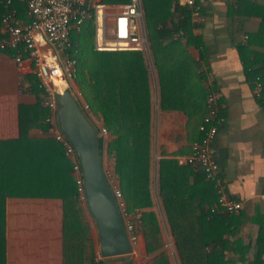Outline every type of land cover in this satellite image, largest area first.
Instances as JSON below:
<instances>
[{
	"label": "trees",
	"instance_id": "16d2710c",
	"mask_svg": "<svg viewBox=\"0 0 264 264\" xmlns=\"http://www.w3.org/2000/svg\"><path fill=\"white\" fill-rule=\"evenodd\" d=\"M4 1L0 0V38L3 36L1 15L5 10ZM129 1L102 0L110 5H123ZM141 1L148 49L157 75L159 107L180 109L189 117L198 114L200 124L206 113V87L203 83L206 75L201 70L205 55L201 53L198 61L188 50L190 45L202 46L199 38L192 34L195 24L191 10L178 4L177 0ZM12 2L18 15L25 19V3L22 0ZM240 3L264 4L251 0H241ZM258 8L262 16L258 31L264 33V5ZM178 32L180 37H174ZM70 36L75 43L78 63L75 84L92 114L101 119L109 132L107 154L113 159V174L126 209L129 212L142 210L141 230L146 251H158L143 264H170L158 213L154 209L151 185L152 104L144 51L95 49L91 20H86L80 30L72 31ZM249 40L238 45L240 54L241 51H249ZM244 62L253 64L247 60ZM56 84L59 86L58 82ZM35 88L37 101L27 108V112L20 110L18 138L0 140V264L4 263V205L5 198L9 196L60 198L63 213L62 264H84L87 227L81 218L71 162L63 145L48 135L45 110L39 104L41 89L38 82ZM31 127L39 128L43 135H29ZM200 137L201 133L196 139ZM99 144L102 154L101 138ZM156 164L157 196L181 264H228L224 258L226 249L233 246L232 250H248L241 242L228 238L244 222L242 208L233 214L210 211L217 192L199 167L179 164L175 158L167 157L163 149L158 153ZM259 224L254 255L257 261L254 264H262L259 258L264 253V222Z\"/></svg>",
	"mask_w": 264,
	"mask_h": 264
},
{
	"label": "crops",
	"instance_id": "0c3cea01",
	"mask_svg": "<svg viewBox=\"0 0 264 264\" xmlns=\"http://www.w3.org/2000/svg\"><path fill=\"white\" fill-rule=\"evenodd\" d=\"M183 1L177 0L180 5ZM251 1L264 3V0ZM261 5L264 4L240 3L236 6L233 0H206L201 6L200 16H191L195 24L192 34L199 38L202 46L190 45L188 50L198 61L200 54L204 53L205 64H202L201 70L206 76L203 83L211 82L219 94V111L224 117L213 141L219 181L227 196L242 203L244 222L228 238L241 242L248 250H232L233 246L226 249L224 258L228 264H254L257 261L254 255L259 223L264 222V93L261 92L260 97L255 94L257 81L261 82L262 88L264 86V33L258 31L262 23L258 8ZM248 40L249 51H241L240 54L238 45L246 44ZM143 51L151 87L152 154H158L163 149L167 157H173L178 162L179 157L189 153L191 142L200 134L198 125L201 119L198 114L189 117L180 109L159 107L156 71L149 51ZM244 60L253 64H246ZM29 67L27 61L18 64L11 53L0 50V140L18 138L22 109L27 112V108L37 101L35 83L38 81ZM63 86L59 82L58 87ZM28 133L33 137L43 135L35 127H31ZM104 153L108 155L106 145H103L101 154L103 166ZM108 162L110 166L113 163ZM153 193L154 209L164 233V248L170 264H181L157 190ZM79 205L81 218L87 227L84 264H92L93 254L99 250L97 228L90 213L83 208L84 203L79 202ZM160 216H163L164 225ZM62 237L60 198H5L3 264H62ZM169 241L172 247H169ZM157 252L146 251L144 234L140 230L135 252L106 257V261L108 264H119L133 260L143 264ZM259 261L264 264V253Z\"/></svg>",
	"mask_w": 264,
	"mask_h": 264
},
{
	"label": "built area",
	"instance_id": "2783aa9c",
	"mask_svg": "<svg viewBox=\"0 0 264 264\" xmlns=\"http://www.w3.org/2000/svg\"><path fill=\"white\" fill-rule=\"evenodd\" d=\"M25 3V19L18 15L12 0H5V10L1 15L0 50L12 52L18 64L27 61L29 69L41 89L40 107L45 110L44 122L50 136L64 147V153L71 162V173L77 186L79 202L85 204L84 179L78 155L74 146L62 133L58 122V90L56 82H62L82 112L97 130L103 145L109 140V132L95 118L89 105L75 84L77 76V58L75 43L71 32L80 30L86 20L94 26L95 49H142L148 50V40L141 0H130L123 5L105 4L102 0H22ZM206 0H184L191 10V16L199 17L201 6ZM241 0H233L236 6ZM180 32L174 37H180ZM207 79V77H206ZM206 83V113L198 126L201 137L191 142L188 154L179 157L178 162L199 167L205 179L211 181L217 192L216 201L210 211L227 214L238 213L242 203L230 198L224 192L219 181V166L215 158L213 141L218 126L224 117L219 111V94L211 82ZM262 84L256 82L255 94L261 96ZM157 161L158 154L154 153ZM104 176L114 196L128 240L135 252L138 232L142 229V210L129 212L126 209L122 193L116 184L112 170L103 167ZM172 247V242H168ZM92 264H108L100 250L93 254ZM119 264H139L133 260Z\"/></svg>",
	"mask_w": 264,
	"mask_h": 264
},
{
	"label": "water",
	"instance_id": "95a60500",
	"mask_svg": "<svg viewBox=\"0 0 264 264\" xmlns=\"http://www.w3.org/2000/svg\"><path fill=\"white\" fill-rule=\"evenodd\" d=\"M58 122L75 148L84 179L85 203L97 228L104 257L130 254L128 240L114 196L104 176L97 130L68 91L58 96Z\"/></svg>",
	"mask_w": 264,
	"mask_h": 264
},
{
	"label": "rangeland",
	"instance_id": "374dc122",
	"mask_svg": "<svg viewBox=\"0 0 264 264\" xmlns=\"http://www.w3.org/2000/svg\"><path fill=\"white\" fill-rule=\"evenodd\" d=\"M57 86V85H56ZM65 88H59L58 87V90H60V91H62L63 89H66V86H64ZM97 117V116H96ZM99 119V121H100V123L102 124V121H101V119L100 118H98ZM103 125V124H102ZM105 158H104V166L103 167H105V168H108L109 170L111 169L112 170V172H113V169H112V165H113V163H112V165L110 166V164H109V162H108V160H110V161H113V159H112V157H110V156H106V153H104V155H103ZM151 185H152V189H153V191L155 192V190H156V185H157V164H156V159H155V156L153 155V158H152V169H151ZM83 208H85V209H87V211L89 212V210H88V208H87V206H86V203L83 205ZM86 211V210H85ZM161 217V223H162V225H164V220H163V216H160ZM163 235H164V233H163ZM166 236V235H165Z\"/></svg>",
	"mask_w": 264,
	"mask_h": 264
},
{
	"label": "bare ground",
	"instance_id": "6f19581e",
	"mask_svg": "<svg viewBox=\"0 0 264 264\" xmlns=\"http://www.w3.org/2000/svg\"><path fill=\"white\" fill-rule=\"evenodd\" d=\"M59 83V82H58ZM64 84V83H63ZM57 85V84H56ZM65 85V84H64ZM57 87H58V85H57ZM63 88H64V86H63ZM64 91H66V89H63L61 92H64Z\"/></svg>",
	"mask_w": 264,
	"mask_h": 264
}]
</instances>
